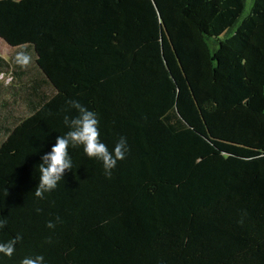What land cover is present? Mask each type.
<instances>
[{
	"label": "trees",
	"instance_id": "trees-1",
	"mask_svg": "<svg viewBox=\"0 0 264 264\" xmlns=\"http://www.w3.org/2000/svg\"><path fill=\"white\" fill-rule=\"evenodd\" d=\"M0 39V264H264V0H0ZM70 100L130 151L40 199Z\"/></svg>",
	"mask_w": 264,
	"mask_h": 264
},
{
	"label": "clouds",
	"instance_id": "clouds-1",
	"mask_svg": "<svg viewBox=\"0 0 264 264\" xmlns=\"http://www.w3.org/2000/svg\"><path fill=\"white\" fill-rule=\"evenodd\" d=\"M15 62L22 66H28L31 56L27 51L20 50L16 53ZM70 109H74L75 115L66 114L63 124L67 129L62 135L55 138L50 150L43 153L41 162L37 165L39 170V184L35 189V196L43 199L44 194L55 190L59 182L64 179L66 170H73V158L69 148L82 146L83 152L91 159L102 162L104 174L111 178L113 169L118 161L126 158L130 151L127 137L120 136L111 147L103 139L99 115L77 100L68 101ZM39 211V209L37 210ZM6 220H0V229L5 227ZM53 228L52 222L48 223ZM17 235L7 242H0V254L11 258L17 243L22 240ZM21 264H45L43 255L26 256Z\"/></svg>",
	"mask_w": 264,
	"mask_h": 264
},
{
	"label": "rangeland",
	"instance_id": "rangeland-1",
	"mask_svg": "<svg viewBox=\"0 0 264 264\" xmlns=\"http://www.w3.org/2000/svg\"><path fill=\"white\" fill-rule=\"evenodd\" d=\"M9 51H11V48L0 39V53L8 56L10 54Z\"/></svg>",
	"mask_w": 264,
	"mask_h": 264
}]
</instances>
